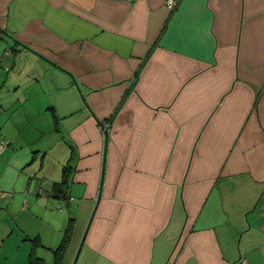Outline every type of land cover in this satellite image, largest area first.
I'll list each match as a JSON object with an SVG mask.
<instances>
[{
	"label": "crops",
	"instance_id": "0c3cea01",
	"mask_svg": "<svg viewBox=\"0 0 264 264\" xmlns=\"http://www.w3.org/2000/svg\"><path fill=\"white\" fill-rule=\"evenodd\" d=\"M165 2L0 0L10 264L60 242L67 162L61 264H264V0Z\"/></svg>",
	"mask_w": 264,
	"mask_h": 264
},
{
	"label": "rangeland",
	"instance_id": "374dc122",
	"mask_svg": "<svg viewBox=\"0 0 264 264\" xmlns=\"http://www.w3.org/2000/svg\"><path fill=\"white\" fill-rule=\"evenodd\" d=\"M26 192V190L24 191ZM10 195V193H7L5 196L1 197L0 196V212H3V209L1 208L2 206V202L3 200L6 198H8ZM56 204L55 206H53L54 208V211L57 212V224L50 230V231H46L45 232V235H44V239L45 237L48 238L47 241H49V243L51 242V235L52 234H57L61 231V233L64 232L65 228L68 226V225H72V230L73 232L72 233V241L77 238V235L81 229V226L79 225L81 222L79 221V219L75 216V213H74V207L72 206L73 204L71 202H67L65 200H56ZM59 206H61V210H59ZM56 216V215H55ZM1 218V217H0ZM69 218H72V221H69ZM69 223V224H68ZM74 224V226H73ZM0 264H10L11 261H13L15 258V248L12 246V243H15L14 242V237H10L9 239H3V238H7L9 235H8V232L5 231L6 227L3 226L1 223H0ZM59 229V230H58ZM30 241H24V242H27L29 244V248H30V243H31V239H29ZM81 241V239H80ZM80 241H79V244H80ZM18 244V243H17ZM79 244L76 248V251L75 253L73 254V256L71 257L72 258V262H70V264L73 263L74 261V258L77 254V250L79 248ZM44 245V244H43ZM71 246V252L73 251V247H72V243L70 244ZM37 255L40 256L42 259H43V263L42 264H51L52 263V260H53V250H52V253L49 249H47L46 247H41L39 246L37 248ZM79 255V254H78ZM68 256H70V254L67 255V260L69 259ZM77 260H78V257L76 259V262L77 263ZM69 262H64L63 261V264H68Z\"/></svg>",
	"mask_w": 264,
	"mask_h": 264
},
{
	"label": "trees",
	"instance_id": "16d2710c",
	"mask_svg": "<svg viewBox=\"0 0 264 264\" xmlns=\"http://www.w3.org/2000/svg\"><path fill=\"white\" fill-rule=\"evenodd\" d=\"M178 3V2H177ZM173 10L170 11V13ZM73 170V166L70 162H67L63 165L61 170V179L57 182H54L52 185V188L50 190V194L59 200L67 199V190L66 187L68 185V179L71 171ZM69 221H72V218H69ZM69 224V223H68ZM72 225H68L62 235V238L60 242L57 244V246L52 249L53 250V260L51 264H61V258L63 255V251L66 248V245L69 241L70 235H71ZM39 246H42L40 238L34 237L31 239V247L28 253L27 257V263L26 264H42L43 259L37 255L36 250Z\"/></svg>",
	"mask_w": 264,
	"mask_h": 264
},
{
	"label": "built area",
	"instance_id": "2783aa9c",
	"mask_svg": "<svg viewBox=\"0 0 264 264\" xmlns=\"http://www.w3.org/2000/svg\"><path fill=\"white\" fill-rule=\"evenodd\" d=\"M177 2H178V0H166L165 7L170 12L171 10H173L175 8V6L177 5ZM106 125L107 124L104 123L103 126H102V128H104ZM3 146H4V143L3 142H0V150L3 148ZM59 208H60V206H59ZM245 263H246L245 258H241L240 264H245Z\"/></svg>",
	"mask_w": 264,
	"mask_h": 264
},
{
	"label": "water",
	"instance_id": "95a60500",
	"mask_svg": "<svg viewBox=\"0 0 264 264\" xmlns=\"http://www.w3.org/2000/svg\"><path fill=\"white\" fill-rule=\"evenodd\" d=\"M104 134H105V136H106V131H104ZM83 240H84V234H83L82 237H81V241H80V244H79V248H78V250H77V254H76V256H75L74 261H73L72 264H75V262H76V259H77V257H78V254H79V252H80V249H81V246H82V243H83Z\"/></svg>",
	"mask_w": 264,
	"mask_h": 264
}]
</instances>
